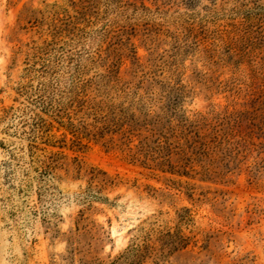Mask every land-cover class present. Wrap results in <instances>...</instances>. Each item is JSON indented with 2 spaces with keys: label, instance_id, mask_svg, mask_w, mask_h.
Here are the masks:
<instances>
[{
  "label": "rangeland",
  "instance_id": "374dc122",
  "mask_svg": "<svg viewBox=\"0 0 264 264\" xmlns=\"http://www.w3.org/2000/svg\"><path fill=\"white\" fill-rule=\"evenodd\" d=\"M0 264H264V0H0Z\"/></svg>",
  "mask_w": 264,
  "mask_h": 264
},
{
  "label": "trees",
  "instance_id": "16d2710c",
  "mask_svg": "<svg viewBox=\"0 0 264 264\" xmlns=\"http://www.w3.org/2000/svg\"><path fill=\"white\" fill-rule=\"evenodd\" d=\"M168 238H172V236L168 235ZM171 241V240H170ZM180 241H183L181 238H180Z\"/></svg>",
  "mask_w": 264,
  "mask_h": 264
}]
</instances>
